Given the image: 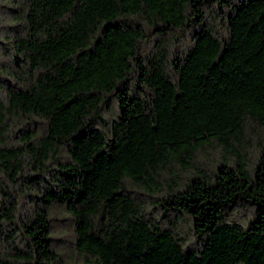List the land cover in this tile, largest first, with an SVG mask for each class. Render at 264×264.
<instances>
[{
  "label": "trees",
  "instance_id": "obj_1",
  "mask_svg": "<svg viewBox=\"0 0 264 264\" xmlns=\"http://www.w3.org/2000/svg\"><path fill=\"white\" fill-rule=\"evenodd\" d=\"M0 264H264V0H0Z\"/></svg>",
  "mask_w": 264,
  "mask_h": 264
}]
</instances>
